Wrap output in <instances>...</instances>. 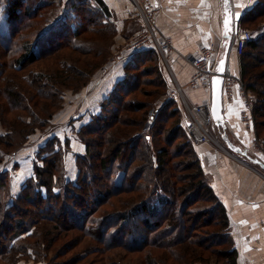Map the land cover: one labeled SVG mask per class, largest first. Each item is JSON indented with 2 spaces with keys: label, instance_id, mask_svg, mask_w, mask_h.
<instances>
[{
  "label": "trees",
  "instance_id": "trees-1",
  "mask_svg": "<svg viewBox=\"0 0 264 264\" xmlns=\"http://www.w3.org/2000/svg\"><path fill=\"white\" fill-rule=\"evenodd\" d=\"M4 1L2 13L6 23L14 22L15 26L14 30L0 27V46L7 54L13 48H19L21 52L11 63L13 71L0 75L3 80H0V91L19 112L31 115L33 124H47L52 118L50 109L55 107L57 98H61L62 89L59 87H82L87 77L101 64L97 59L99 53H92V60L84 65L76 57L69 61L52 56L66 47L77 50V38L82 32L94 28L93 35L94 32L100 34L107 31L108 40L113 38L117 30L112 14L103 0H66L60 14L50 24L48 12L44 10L56 0H47L36 9L25 8V0ZM78 12L85 13L87 22L85 26L73 28L72 15H79ZM255 15L264 16V0H257L242 18L241 29ZM24 17H28L26 22H23ZM33 21L38 25L29 32L34 39L23 40L20 45L18 35L32 27ZM63 25L67 29L70 27L68 31L71 30L68 41H57L52 46L43 43ZM57 33L61 36L60 32ZM263 39L252 36L239 56L241 80L254 96L255 137L259 136L260 130L264 131V58L248 61L250 56L245 50L259 49ZM42 43L43 47L40 45ZM141 52L149 54V62L155 60L153 66L145 68V64H142L143 69L140 70V66L130 68L129 62L124 65L123 78L116 82L101 103L98 114L91 116L78 130L77 135L85 144V152L75 158L78 174L74 180L69 181L65 171L69 142L57 137L48 139L40 147L33 163V176L27 179L16 195L10 194V174L0 172V264H3L2 260H9L7 264H20L19 257L38 256L40 247L43 245L44 248L38 235L44 229L46 235L57 229L78 231L83 238L92 242V245L84 248L82 253L85 256L90 252L101 256L119 247L127 252L147 249L144 253L146 264H236L237 252L229 232L227 210L206 179L199 154L186 134L183 115L180 117V111L171 108V114L159 119L158 109H154L153 121L147 126V117L151 115H148L149 107L141 99L127 97L133 90L138 91L139 85L145 84V79L152 74L156 82L154 92L149 95L165 93L166 82L156 63L158 55L154 48L138 53ZM51 58L57 61L49 69L38 72L29 69L24 74L20 72L27 64ZM104 62L105 59L102 64ZM1 66L4 67V64ZM35 81L40 83L39 88L33 85ZM10 82L12 85L8 84ZM13 86L21 91L15 94ZM122 91H126L124 95ZM140 91L142 93V89ZM119 92L123 96L118 98ZM21 100L26 104L21 106ZM5 108L7 102L3 105L0 101L2 114L10 112L8 109L4 112ZM140 111L142 113L138 115ZM21 116L17 113L11 120L2 121L3 127L14 136L11 141L0 138V145L10 149L5 151L0 148V163L5 155L20 150L34 131L28 130L33 126L31 119L23 120ZM23 123L25 128L22 127ZM157 123L160 125L158 128L155 127ZM17 139L20 141L15 143ZM71 200L72 205L82 209L81 212L85 211V214H76L70 209L67 202ZM68 215L72 223L66 218ZM138 217L140 219H137L136 225L139 229L127 237L132 232L128 225ZM197 227H208L200 240L193 239ZM115 231H125V235L115 240ZM60 233H57L58 236ZM41 235L43 239L44 231ZM212 239L215 240L214 244ZM55 240V237L48 238V247ZM65 243L72 249L79 243V236L73 234ZM7 256L11 260L5 258ZM102 261L103 257L98 260L100 264Z\"/></svg>",
  "mask_w": 264,
  "mask_h": 264
},
{
  "label": "crops",
  "instance_id": "crops-1",
  "mask_svg": "<svg viewBox=\"0 0 264 264\" xmlns=\"http://www.w3.org/2000/svg\"><path fill=\"white\" fill-rule=\"evenodd\" d=\"M111 12L117 36L128 33L131 36L142 27L141 12L134 0H103ZM155 11V39L172 42L171 54L163 60V76L169 86L180 88L181 102L178 108L186 124L185 104L210 106L209 95L202 89H192L189 80L193 75L190 57L196 55L199 47L223 42L224 54L227 42L225 11L239 14L238 30L231 37L227 62L239 74V57L233 51L234 36L241 30V20L252 9L257 0H150ZM243 30V29H242ZM123 36V35H122ZM125 57L112 58L100 72L92 77L87 87L75 95H68L67 102L56 115L47 130L33 134L9 162L0 164V172L10 174L11 193L16 195L27 179L33 176V163L40 147L57 137L69 142L65 161L67 179L74 180L78 174L75 167L77 155H83L85 144L77 135L91 116L97 115L100 105L124 76ZM232 100L222 97V115L225 130L214 124L212 134L222 138L225 135L240 152H232L222 141L204 144L196 149L204 167L207 181L227 210L230 235L237 252L236 264H264V153L255 147L257 140L254 123L246 127L240 120L243 105L236 92ZM182 104V105H180ZM186 126V125H185ZM43 132V133H42ZM215 138V137H214ZM216 139V138H215ZM217 140V139H216ZM253 145L256 149H253ZM261 166V168L259 167Z\"/></svg>",
  "mask_w": 264,
  "mask_h": 264
},
{
  "label": "rangeland",
  "instance_id": "rangeland-1",
  "mask_svg": "<svg viewBox=\"0 0 264 264\" xmlns=\"http://www.w3.org/2000/svg\"><path fill=\"white\" fill-rule=\"evenodd\" d=\"M65 1L66 0H62V1L56 0L55 2L52 3L53 5L51 7L47 8L46 10H44V11L48 12L47 13L48 14L47 15V17H48L47 20H48L49 23L51 21L54 22L56 17H58V15L60 14L59 12H60L61 8L65 5ZM45 2H47V0H25L24 7L25 8L29 7L30 9H36L38 7V5H40L41 3L44 4ZM5 3L6 2L4 0H0V27L2 26V27H4V29L8 28V27L9 28L11 27L12 30H14L13 29V25L15 26V23L14 22H9V21L6 23L5 15L2 13V10L5 7ZM66 11H68V9ZM72 17H73V20H71V27L74 28L75 26H81V25L85 26V24L87 22L85 13L80 12L79 15H77L75 13V15L73 14ZM24 18H25V20L23 22H26L28 20V17H24ZM34 21H33L32 27L26 29L25 31H23V33L18 35V38L20 37L18 39V41H20V43H21L20 45L23 44L22 43L23 40L29 39V40L32 41L34 39V36L29 35V32L33 31V29L37 28V26H38V25H36V23ZM248 22L249 23L247 25H243L242 26L243 30L249 31L251 37L253 36V38H258L259 39V38L264 37L263 36V34H264V16H258V15H255L254 17L252 16V18H250V21H248ZM153 23H154V21H153ZM66 25H67V23H66ZM66 25H63L62 27H60L61 29H59L58 31L51 33L50 37L46 41L44 40L43 43L44 44H50V46H52V45H55V43L57 41L58 42L60 41L61 43L68 41V39L71 36V30L68 31V29L70 27H68V29H67V28H65ZM94 29H91V30L86 31V32L84 31V32L81 33L80 37L77 38V41H76L77 45L79 46V47L77 46V48H78L77 50L73 51L72 49L66 47V48H62L58 53H56V54H54L52 56V58H54V56L67 58V60H69V61H70V59L73 61L72 57H76V58H78V61L80 62V64L84 65L87 61L92 60V58L94 56L92 53H95V54L99 53L100 56H98L97 59H100L101 64H100V66L98 68H96V71L92 75L87 77V81H86L85 85H82V87L76 89L74 86L70 87L69 85L67 87H65V88L57 86L60 89H62L61 98L60 99L57 98L56 103H55L56 104L55 107L50 109V112L52 114V118L50 119L49 123L47 122V124L43 123L44 125H38V123L35 122L33 124L32 116L31 115H27L26 113H23V112H19V109L15 108L14 105L11 104V102L7 100L6 95H2L3 94L1 92L2 90L0 91V101H1V103L4 105V103L6 104V102H7V109L10 110V112L8 111L6 114L5 113L2 114L0 112V138H2L1 139L2 141L4 140V138L8 139V141H11L12 137L14 136L13 134H10L8 130H6V127H3L2 121L5 122V120H7V119L11 120V118L14 117L15 114H17V113L19 115L20 114L22 115L21 117L23 118V120H25V119H29L30 120L31 119V122H32L33 126H32V128L28 127V130H33L34 129V131L32 132V134L29 137H31L33 134L40 133V131H44L45 132L48 129L47 126L50 125V123L54 119V117L56 115V112L61 110L63 108L64 104L67 102V96L68 95H75V94L81 92L83 88L87 87L88 83L90 81H92L91 80L92 77L97 72L99 73L100 70L102 69V67H104L108 62H110L112 60V58L114 59L116 57V53L118 51H123V48H124L125 44L129 41L130 38H133L134 34H135L134 33L131 36H127L128 33H124V34H120L121 36H117V37H115L116 35H114L113 38H110L108 40L107 31L100 32L101 35L99 33L94 32V35H93L92 34V30H94ZM57 32H60L61 36H58ZM22 37H23V39H21ZM56 38H58V39H56ZM43 43L40 44L41 47H43ZM44 48H48V47L44 46ZM77 51H78V53H77ZM20 52L21 51H20L19 48H18V50H16V48H13V50L9 51V54H7V52H4L2 47L0 46V65L4 64V67L3 66L0 67V75L1 76H3L4 74L7 75L10 71H13L12 67H11V63H12L14 57L19 55ZM155 52L158 55V60H157L156 63L158 65V68L162 72V76H163V63L164 62H163V59H162L161 55L156 50H155ZM90 53H91V55H90ZM245 53H248V55L250 56L249 57L250 59L248 61H251L253 58H264V39L259 44V49H256V50H253V51H250L249 49H246ZM148 57H149V54H146V53H143V52L138 53V55L135 54L128 61L129 62L128 66H131L130 68H133V67L138 68V66H140V70H142L143 69L142 67L145 64V66H146L145 68H149L150 66H153V64L155 63V60H154V62L153 61L149 62L148 61ZM51 59L45 60V61L44 60H40L37 63L31 64V65L27 64L26 66H24V68H22V70H20V72H21V74H24V73H28L29 69L30 70H35L36 72H38V70L49 69L57 61L56 59H52V60ZM102 59L103 60L105 59V62L103 64H102V62H103ZM239 60H240V58H239ZM130 68H128V69H130ZM139 71H137V73H139ZM20 72H17V73H20ZM21 74H19V75H21ZM154 76H155L154 74L148 75V77L145 79L146 83L143 84V85H139L140 89H142V93H141V91L138 92L140 89L138 91H134L133 90L132 92H130L128 94L127 97H130L132 99L136 98L137 100L141 99L142 101H144L145 104L149 107V108L147 107L148 108V110H147L148 111V115H150V114L152 115V113L154 112V109H156V110L158 109V113L157 114H158V117L160 119L164 115L168 116L169 114H171V112H172L171 108H177V110H179L177 103H178V101L181 102V99H179L180 98V96H179L180 94H179V92L177 90V87L174 88L173 85H172V87H170L169 86V82L165 81L164 76H163V79L166 82V88L164 86L165 93L163 95L161 94V95H158V96L157 95L156 96L155 95L150 96L149 94L154 92V89H155V87H154L155 84L154 83L156 81H155ZM240 76H241V74H240ZM141 80H143V79H141ZM1 81H3V80H1ZM137 81H139V79H137ZM15 82H17V80ZM8 84L10 85L11 82L8 83ZM33 85L36 88L40 87V83H37V81H35ZM12 88H13V91L15 92V94H17V93H19L21 91L20 88H17L15 86H13ZM122 90H124V89H122ZM122 92H123V95H124V93L126 91L125 92L122 91ZM28 93L29 92H27V94ZM24 94H25V92H24ZM123 95H122L121 92H119L117 97L118 96H123ZM26 98H27V96H26ZM8 102L10 103V105H9ZM169 102H170V104H169ZM20 103H21V106L26 104V102H24V100H21ZM31 105H32V103H31ZM180 105H182V104H180ZM7 109L5 108L4 112H6ZM33 109H34V107H33ZM38 111H39V109H38ZM141 113L142 112L140 111V113H138V115H140ZM182 115H183V113L180 111L179 116L182 117ZM159 126H160L159 123H157L155 127L158 128ZM22 127L23 128L26 127L24 123H23ZM259 133L260 134H259L258 137H256V139L258 141V144L260 143L259 145H261L263 150H264V144H263L264 143V131L260 130ZM7 136H9L10 138H7ZM214 137L217 140L219 139L220 141H222V145L224 147H226V145L223 142V139L221 137H219V135L214 134ZM157 139H159V138L157 137ZM13 140H14V138H13ZM18 141H20V140L17 139V141H15V143L18 142ZM176 142H180V141L177 140ZM0 148L5 150V151L10 150V149H8V147H6V146H4L2 144L0 145ZM253 149H256L254 147V145H253ZM17 151H19V150H17ZM17 151H15V153ZM195 151H196V149H195ZM196 153H197V151H196ZM13 155L14 154H12V156ZM12 156H9V154L5 155L3 157L4 159L2 160V162L0 164H3L6 161L9 162L10 160H9L8 157H12ZM259 167L261 168V166H259ZM10 194L12 196L14 195V193H10ZM67 204L69 205L68 207L70 209L72 208L73 211L76 214L77 213L78 214L79 213L85 214V211L81 212L82 209L76 208V207H74L72 205V200L68 201ZM25 207H27V206H25ZM189 209H190V206H189ZM66 218L68 219V221H70V222L72 221V219L70 220L69 215ZM60 219H62V216H60ZM137 219H140V217L136 218L135 220L134 219L131 220V223L128 225L131 228L132 232L127 234L128 235L127 237H129L130 234L134 235L133 233H136V230L139 229V226L136 225ZM132 224H135V225H133L135 228L132 227ZM47 227L49 228V226H47ZM207 228L208 227H206L205 229L204 228L200 229V227L195 228V232L193 233V235H194L193 239L200 240V236L203 235V232L205 230H207ZM34 231L36 233V229H34ZM43 231H44V236H43V239H42V235L40 236V234ZM43 231H41V233L38 235L40 237V239L43 241V244H44V248H43V245L40 247V254H37L38 256L34 255L35 259L32 256L30 258L29 257L27 258L25 256L19 257V263L20 264H100L98 262V260L101 257H103L102 264H146L145 263V255H144V253L148 251L147 249L142 251V252H127V251H124L122 248L115 247L113 249H110L104 255H101V256L95 255V254H93V252L87 253L86 256H85L82 252L84 251V248L86 247V245H88V244L92 245V242L88 238H86V239L83 238V236H81L78 231L65 232V231H62V230L60 231L59 229H57V230H51L50 231L51 233H49V235L45 234V229ZM59 232H61V233L58 236L57 233H59ZM73 234L79 236V243L77 244V246L72 247V249H69V247L67 246L68 244L65 243V242ZM115 235L116 236L113 239L118 240V239L122 238L121 237L122 235L123 236L125 235V231H123L122 233L118 232V231H115ZM50 237L51 238L55 237L56 240H55V242H54V244L52 246L48 247L47 239L50 238ZM131 237H134V236H131ZM213 241H215V240H213V239L211 240V242L214 244ZM215 247L218 248V249L220 248L217 245H215ZM215 247H213V248H215ZM37 249L39 250V248H37ZM158 255H156V256H158ZM5 258H9L10 259V256H7ZM8 261L9 260H2L1 263L7 264Z\"/></svg>",
  "mask_w": 264,
  "mask_h": 264
},
{
  "label": "built area",
  "instance_id": "built-area-1",
  "mask_svg": "<svg viewBox=\"0 0 264 264\" xmlns=\"http://www.w3.org/2000/svg\"><path fill=\"white\" fill-rule=\"evenodd\" d=\"M134 2L136 3L138 11L141 12L142 27L134 34V37L130 38L125 44L123 51H118L116 53V60L118 61L122 57H125V61L128 62L138 52L153 47L165 61L171 54V39L163 38L161 43H158L155 39V25H153L155 11L150 0H134ZM234 37L233 51H235L239 57L244 52L247 44L252 40V37L249 31L242 29L239 30ZM222 48L223 42H212L209 45L199 47L196 55L189 58L194 69L193 75L189 80V85L192 89H202L209 95L210 100L211 79L217 75V64L223 55ZM240 74L241 71L239 74L234 73L233 67L226 61L225 70L222 74V95L224 98L226 97L228 100H232L235 96V92L239 94L243 102L240 120L248 127L253 125L254 96L245 88ZM177 90L180 94V88H177ZM209 107V105L206 106L204 104H198L197 106H188L185 104V110L187 112L185 130L195 148L200 145L212 144V142L216 143L218 141L212 134L214 121L211 117ZM152 121L153 116L150 115L146 125L148 126ZM259 144L257 140L254 143L255 147L264 153L262 146ZM219 145L221 146L220 142ZM8 158L9 160L12 159V157Z\"/></svg>",
  "mask_w": 264,
  "mask_h": 264
},
{
  "label": "water",
  "instance_id": "water-1",
  "mask_svg": "<svg viewBox=\"0 0 264 264\" xmlns=\"http://www.w3.org/2000/svg\"><path fill=\"white\" fill-rule=\"evenodd\" d=\"M238 19H239V14H232L231 11L226 10L225 11V30H226V35L225 37L227 38V42L225 43L224 47V54L222 55L221 59L219 60L217 64V75L212 77L211 79V90H210V95H211V101H210V114L211 117L213 118L214 124L217 126H221L225 130V123L222 115V74L224 73L225 70V63L227 61V50L229 47V44L232 40V35L237 32L238 30ZM223 142L226 145V149L232 151V152H237L239 153L240 151L235 148V146L232 145L230 142L229 138H227L225 135L222 136ZM263 170H264V165H262Z\"/></svg>",
  "mask_w": 264,
  "mask_h": 264
}]
</instances>
